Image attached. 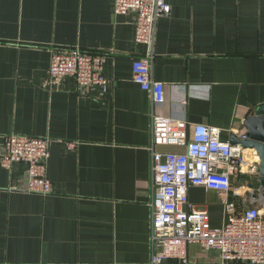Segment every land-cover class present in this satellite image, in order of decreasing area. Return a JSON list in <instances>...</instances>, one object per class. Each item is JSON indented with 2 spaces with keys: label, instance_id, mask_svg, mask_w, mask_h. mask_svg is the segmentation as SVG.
Wrapping results in <instances>:
<instances>
[{
  "label": "crops",
  "instance_id": "0c3cea01",
  "mask_svg": "<svg viewBox=\"0 0 264 264\" xmlns=\"http://www.w3.org/2000/svg\"><path fill=\"white\" fill-rule=\"evenodd\" d=\"M167 2L152 43L153 77L165 86L158 105L132 79L134 59L147 51L135 40V13L115 15L112 0H0V264H151L153 116L214 126L230 141L264 104V0ZM62 47L106 56L105 93L73 76L44 87ZM12 134L51 141L52 193L26 191L25 163L2 165ZM258 177H232L238 213L256 205ZM189 197L213 227L224 225L218 191L191 185ZM186 257L222 264L198 244Z\"/></svg>",
  "mask_w": 264,
  "mask_h": 264
},
{
  "label": "built area",
  "instance_id": "2783aa9c",
  "mask_svg": "<svg viewBox=\"0 0 264 264\" xmlns=\"http://www.w3.org/2000/svg\"><path fill=\"white\" fill-rule=\"evenodd\" d=\"M115 15L136 14L135 40L147 51L132 64V79L149 91L155 104L165 101L164 83L153 77L152 43L158 19L171 10L167 0H112ZM106 56L88 53L79 47L52 51L51 65L44 87H61L65 78L75 77L79 87L99 88L105 93L111 80L103 73ZM241 139L245 135L240 136ZM51 141L45 137L7 135L1 163L28 167L26 191L41 195L53 192L47 176ZM70 148L75 143H69ZM178 146L183 151H159L156 147ZM153 186L151 264L170 260L188 263L186 248L198 244L217 251L222 264H264V202L237 212L230 199L232 177L238 174L259 176V158L239 144L221 139V129L206 124H188L172 117L154 115L151 147ZM191 185L218 191L228 217L222 227H213L207 210L196 209L189 197Z\"/></svg>",
  "mask_w": 264,
  "mask_h": 264
},
{
  "label": "water",
  "instance_id": "95a60500",
  "mask_svg": "<svg viewBox=\"0 0 264 264\" xmlns=\"http://www.w3.org/2000/svg\"><path fill=\"white\" fill-rule=\"evenodd\" d=\"M246 132L245 138L239 139L236 134H231L230 142L239 144L243 148L254 149L259 157V177L260 188L252 194L254 204L264 202V104L259 105L255 115L249 116L244 124Z\"/></svg>",
  "mask_w": 264,
  "mask_h": 264
}]
</instances>
